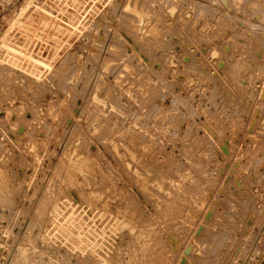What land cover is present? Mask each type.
<instances>
[{
  "label": "rangeland",
  "instance_id": "rangeland-1",
  "mask_svg": "<svg viewBox=\"0 0 264 264\" xmlns=\"http://www.w3.org/2000/svg\"><path fill=\"white\" fill-rule=\"evenodd\" d=\"M263 16L0 0V264H264Z\"/></svg>",
  "mask_w": 264,
  "mask_h": 264
},
{
  "label": "bare ground",
  "instance_id": "bare-ground-1",
  "mask_svg": "<svg viewBox=\"0 0 264 264\" xmlns=\"http://www.w3.org/2000/svg\"><path fill=\"white\" fill-rule=\"evenodd\" d=\"M239 3V2H238ZM233 4V3H232ZM233 6V5H232ZM254 10H256V9H254ZM264 17V16H263ZM262 17V18H263ZM264 168V167H263ZM48 234H49V232H48ZM47 236H49V235H47ZM52 236V235H51ZM45 237H46V235H45ZM49 238H51V237H49ZM46 239V238H45ZM52 239V238H51ZM49 240V239H48ZM24 242V241H23ZM7 246V245H6ZM15 246V245H14ZM25 246V245H24ZM37 248V247H36ZM19 249V248H18ZM21 249V248H20ZM34 250V249H33ZM28 253H29V251H28ZM2 254V253H1ZM0 254V255H1ZM1 257V256H0ZM6 262V261H5ZM31 262V261H30ZM2 263V262H1ZM12 263V262H11ZM24 263V262H23ZM25 264V263H24ZM27 264V263H26ZM32 264V263H31Z\"/></svg>",
  "mask_w": 264,
  "mask_h": 264
}]
</instances>
